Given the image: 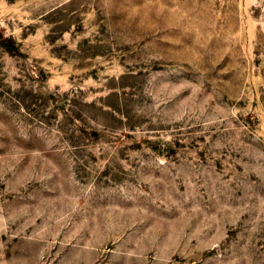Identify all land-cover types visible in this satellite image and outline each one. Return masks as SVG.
<instances>
[{
  "label": "rangeland",
  "instance_id": "374dc122",
  "mask_svg": "<svg viewBox=\"0 0 264 264\" xmlns=\"http://www.w3.org/2000/svg\"><path fill=\"white\" fill-rule=\"evenodd\" d=\"M84 247L264 264V0H0V264Z\"/></svg>",
  "mask_w": 264,
  "mask_h": 264
},
{
  "label": "crops",
  "instance_id": "0c3cea01",
  "mask_svg": "<svg viewBox=\"0 0 264 264\" xmlns=\"http://www.w3.org/2000/svg\"><path fill=\"white\" fill-rule=\"evenodd\" d=\"M56 251H57V254H58V252H60V251L64 252L66 250H64V248H58V249H56ZM71 251L72 252H71V258L69 260V263L72 264V263H75L78 260V257L83 256L87 252V248L84 247V248H79V249H71Z\"/></svg>",
  "mask_w": 264,
  "mask_h": 264
}]
</instances>
